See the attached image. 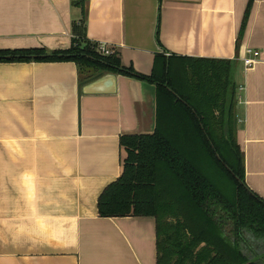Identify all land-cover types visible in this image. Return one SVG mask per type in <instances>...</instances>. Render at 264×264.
<instances>
[{
	"label": "crops",
	"instance_id": "0c3cea01",
	"mask_svg": "<svg viewBox=\"0 0 264 264\" xmlns=\"http://www.w3.org/2000/svg\"><path fill=\"white\" fill-rule=\"evenodd\" d=\"M74 25L139 76L158 58L234 63L244 182L264 200V0H0V51L67 50ZM100 74L0 63V264H156L154 218L97 210L122 173L120 138L155 131L156 86L115 75L112 93H82Z\"/></svg>",
	"mask_w": 264,
	"mask_h": 264
},
{
	"label": "trees",
	"instance_id": "16d2710c",
	"mask_svg": "<svg viewBox=\"0 0 264 264\" xmlns=\"http://www.w3.org/2000/svg\"><path fill=\"white\" fill-rule=\"evenodd\" d=\"M81 32L73 26L67 50H1L0 63L73 62L86 81L101 73L156 86L155 131L120 138L122 173L99 196L98 216L154 218L156 264H258L243 253L251 238L264 243V200L244 182L234 63L158 58L139 76Z\"/></svg>",
	"mask_w": 264,
	"mask_h": 264
},
{
	"label": "water",
	"instance_id": "95a60500",
	"mask_svg": "<svg viewBox=\"0 0 264 264\" xmlns=\"http://www.w3.org/2000/svg\"><path fill=\"white\" fill-rule=\"evenodd\" d=\"M115 75L100 74L94 80L82 86V93H112L114 91ZM111 86V89L105 87Z\"/></svg>",
	"mask_w": 264,
	"mask_h": 264
},
{
	"label": "rangeland",
	"instance_id": "374dc122",
	"mask_svg": "<svg viewBox=\"0 0 264 264\" xmlns=\"http://www.w3.org/2000/svg\"><path fill=\"white\" fill-rule=\"evenodd\" d=\"M251 241V250L244 249L243 253L248 258L249 262H255L258 264H264V243L262 242H254L252 238L249 239Z\"/></svg>",
	"mask_w": 264,
	"mask_h": 264
},
{
	"label": "built area",
	"instance_id": "2783aa9c",
	"mask_svg": "<svg viewBox=\"0 0 264 264\" xmlns=\"http://www.w3.org/2000/svg\"><path fill=\"white\" fill-rule=\"evenodd\" d=\"M97 50L101 55L105 56L113 55L115 53L113 50L106 47V45H98ZM245 53L247 56L243 58L242 63L245 68L249 69L255 65L258 53L250 49H248Z\"/></svg>",
	"mask_w": 264,
	"mask_h": 264
}]
</instances>
